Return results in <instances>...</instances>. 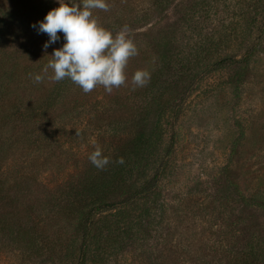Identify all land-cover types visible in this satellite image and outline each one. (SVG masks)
Masks as SVG:
<instances>
[{
  "label": "rangeland",
  "instance_id": "rangeland-1",
  "mask_svg": "<svg viewBox=\"0 0 264 264\" xmlns=\"http://www.w3.org/2000/svg\"><path fill=\"white\" fill-rule=\"evenodd\" d=\"M66 2L81 6L83 0ZM196 2L201 4L196 6ZM108 3V11L95 9L93 16L113 35L127 28L137 55L126 66V85L106 93L110 99L95 122L97 127H89L76 140L65 135L60 144L81 157L98 147V137L101 149L110 148L117 140L112 129L116 119L126 130L139 125L136 130L149 131L158 124L164 143L157 153L158 161L173 127L176 143L158 183V195L149 204L150 215H142V207L136 211L128 207L131 215L125 222L118 221L112 211L106 212L108 221L102 218L97 225L104 221L106 231L111 227L106 236L109 239L111 234L118 235L115 247L110 255H100L92 247L85 264H245L252 259L246 255L249 250L261 254L260 264H264V207L251 200L254 194L264 200V33L259 39L264 0ZM56 6L57 0H0V89L10 74L17 81L23 78L24 70L16 69L22 65L30 68V75H37L40 59L49 61L53 50L63 45V34L59 33L61 39L45 49L47 34L32 27ZM254 44L247 67L233 61ZM163 53L169 57L165 65L160 60ZM223 58L227 59L220 65L205 69ZM185 61L187 65H183ZM159 68L155 84L150 86V80L134 89L131 79L135 71L146 69L152 77ZM13 88L26 100L33 99L29 86L16 82ZM61 88L67 97L47 114L45 128L38 130L33 118L24 121L32 136L37 131L40 138L48 136L50 124L62 121L67 122L66 129L71 130L74 124L83 128V114L87 117L93 115V108L101 110L96 92L85 95L69 79ZM158 103L165 111L159 110ZM176 105L174 119L170 106ZM22 114H26L25 109ZM6 122L9 130L13 124L19 128L13 131L24 130L15 116ZM99 125L101 134L96 137ZM70 132L75 133L73 129ZM66 159L59 162V173L72 171L74 162L62 164ZM156 163L149 175H153ZM88 167L86 160L82 168ZM225 168L231 172L227 174ZM128 188L125 186L114 200L129 195ZM18 191L0 192V264H76L78 255L70 256L68 244L77 237V219L60 218L48 207H40L35 198L45 201L50 195L43 186ZM134 214L144 220L135 225L138 232L125 237L121 230L130 228ZM53 243L60 259L52 263L47 246Z\"/></svg>",
  "mask_w": 264,
  "mask_h": 264
},
{
  "label": "trees",
  "instance_id": "trees-1",
  "mask_svg": "<svg viewBox=\"0 0 264 264\" xmlns=\"http://www.w3.org/2000/svg\"><path fill=\"white\" fill-rule=\"evenodd\" d=\"M252 1V0H251ZM201 3L196 2V6ZM250 29H246L248 34ZM260 38L264 33V10L261 16L260 26ZM258 39V40H259ZM261 41L257 42L260 45ZM256 44L247 48L243 55L238 59H234L231 56L228 59H234L237 63H243L244 67H247L249 60L254 55ZM169 58L165 53L160 55L161 62L165 65ZM227 58L216 60L209 67H205L206 70L213 69L215 66L220 65ZM52 59V58H51ZM49 59V61L51 60ZM47 59H40L41 65L38 66V74L43 75V69L48 64ZM183 65H187V61L183 62ZM16 69H23L25 75L23 78L17 81L14 79L12 74L3 82L0 89V192L9 193L12 190L20 189V191L31 190L33 188L45 187L49 196L45 198V201L41 198L37 199L40 207H48L51 211H55L60 218L77 219L76 231L77 237H73L68 246L71 249L70 256L76 253L77 263L85 264V259L90 249L93 247L98 250L100 255H110L115 243L117 242V234H111L112 237L109 239L106 236L109 233L106 231V224L102 221V224L97 225L98 222L103 218L106 219V212L112 211V215L117 216L120 220L128 221L131 214L126 210L130 207L131 211H136L140 207L144 209L140 210L142 215H150L149 204H152V200H155V196L158 195V183L163 175H165L166 169L169 163V156L173 152L174 145L176 143V132L172 128V133L162 148L163 155L160 160H157V153L162 147L163 133L159 125L156 124L149 131L139 129L135 126L132 129L131 126L122 128L118 119L115 120V128L113 127V134L117 137L114 144L109 148L105 147L103 150L104 155L110 158V163L103 170H96L97 168L89 161V155L94 151L90 150L89 154H86L85 161H89L88 168H82L85 161L84 157L77 155L75 151H68L62 146L61 138L65 135H69L72 140L80 138L85 130L89 127H97L95 123L97 118L103 115L106 110L110 97L107 96L103 86H97L85 95L96 92L95 101L98 107L101 106L100 111H96L93 108V115L87 117L83 114L81 117L85 121L83 128L77 125H70L75 131L73 134L70 132V128L66 129L67 122L64 121L49 126L48 136L40 138V134L37 131V136H32L29 128H26L24 121L26 119H34V123L37 125L38 130L45 128L49 121L47 114L54 108L55 103L61 101V98L67 97V94L62 93L61 84L65 81L58 82V85L50 82L45 78L42 82L36 83L34 77L36 73L30 75V68L26 65H22ZM245 70V69H244ZM238 73L241 76L244 72ZM161 71L159 68L151 77L150 86L155 84L158 73ZM51 74V70H49ZM30 75V76H29ZM240 82V77L237 78ZM236 79V80H237ZM18 82L29 86V94L33 95V99L26 100L25 95L20 93L13 88V83ZM25 90L27 88H24ZM36 90V92H32ZM26 92V91H25ZM41 92V93H40ZM159 110L165 111L164 105L158 103ZM172 117H176L178 107L177 105L172 108ZM26 110V114H22V110ZM170 109V110H171ZM98 113V114H97ZM12 116L19 118V126L23 127L24 130L21 132H15L14 129L18 128L17 125L13 124L11 130L7 128V120ZM46 119V120H45ZM33 126V131L37 129ZM99 130L96 132L101 134V127L98 126ZM19 129V128H18ZM115 129V130H114ZM58 143H56V142ZM102 139L98 137L97 146L100 147ZM235 142L233 148H235ZM230 154L233 153V149ZM161 150V149H160ZM31 154H30V153ZM67 153V154H66ZM84 155V153H83ZM34 157V159H33ZM67 159H66V158ZM123 158L124 163L119 164L116 161L119 158ZM154 157L150 161V158ZM68 162H74L71 172L57 171V166ZM157 161V163H156ZM60 162V163H59ZM156 163L153 169V175H149L148 171L152 169V166ZM68 165V164H67ZM109 169V171H108ZM227 174L228 171L224 169ZM41 173L49 175L43 176ZM149 175V176H148ZM48 176H51L48 178ZM227 183L229 176H226ZM231 185V184H230ZM125 186L129 187V195L121 200H114L115 196L122 191ZM34 190V189H33ZM18 191V192H20ZM32 195V192H30ZM34 197V196H33ZM141 200V201H140ZM251 200H254L256 205L264 207V204L260 196L252 195ZM44 201V202H43ZM141 206L137 205L139 202H143ZM131 225L128 230L122 229L121 232L125 237L130 236L131 233L138 232V226L144 219H139L136 214L131 216ZM117 221V222H118ZM115 225V224H114ZM117 228V227H116ZM115 229V228H113ZM106 231L104 234L103 231ZM56 244L53 243L47 246L50 255L48 256L53 261L60 259L56 253ZM45 246V245H44ZM43 246V247H44ZM54 252V253H53ZM48 253V254H49ZM246 255H250L252 259H248L245 264H260L263 261L261 254L256 252L247 251Z\"/></svg>",
  "mask_w": 264,
  "mask_h": 264
},
{
  "label": "clouds",
  "instance_id": "clouds-1",
  "mask_svg": "<svg viewBox=\"0 0 264 264\" xmlns=\"http://www.w3.org/2000/svg\"><path fill=\"white\" fill-rule=\"evenodd\" d=\"M95 9L108 11V0H83L81 6L57 0V6L50 9L43 20L32 25L38 33L47 34L45 49L61 39L59 33L64 39L63 45L49 55L52 59L44 67L43 75L34 77L36 83L45 78L53 83L69 79L85 93L97 86H103L111 93L114 88L126 85L125 69L129 59L137 55V46L127 28L113 35L102 27L93 16ZM150 80L151 73L140 69L134 72L131 82L135 89L146 86ZM88 159L100 170L110 163V158L100 147H96ZM116 163L123 164V158Z\"/></svg>",
  "mask_w": 264,
  "mask_h": 264
}]
</instances>
